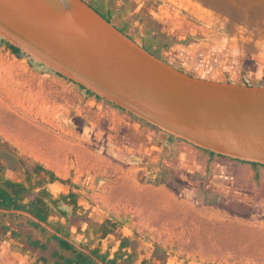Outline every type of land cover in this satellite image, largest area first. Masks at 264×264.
<instances>
[{"label":"rangeland","instance_id":"1","mask_svg":"<svg viewBox=\"0 0 264 264\" xmlns=\"http://www.w3.org/2000/svg\"><path fill=\"white\" fill-rule=\"evenodd\" d=\"M84 1L175 68L264 86V0ZM27 172L30 197L76 196L49 222L118 264H264V165L170 139L0 40V175L27 185ZM42 256L0 229V264Z\"/></svg>","mask_w":264,"mask_h":264},{"label":"water","instance_id":"2","mask_svg":"<svg viewBox=\"0 0 264 264\" xmlns=\"http://www.w3.org/2000/svg\"><path fill=\"white\" fill-rule=\"evenodd\" d=\"M0 39L168 136L221 157L264 165V86L181 71L84 0H0ZM0 213L27 216L64 238L27 212Z\"/></svg>","mask_w":264,"mask_h":264},{"label":"trees","instance_id":"3","mask_svg":"<svg viewBox=\"0 0 264 264\" xmlns=\"http://www.w3.org/2000/svg\"><path fill=\"white\" fill-rule=\"evenodd\" d=\"M94 10L98 12L96 9ZM100 15L102 16V14ZM102 17L106 21H110L107 15L102 16ZM119 30L120 32L124 33L123 30L121 29ZM0 40L9 47V49L12 51L14 55L19 56V57L25 56L17 48L9 45L2 39ZM141 47L146 49L148 52L152 53L153 55H155L157 58L162 59L159 53L152 52L150 51V49L146 47H143V46ZM28 59L31 62H33L32 59L30 58ZM241 84L251 85L245 79H243ZM86 92L90 95H94L89 91H86ZM169 138L171 139L173 137L169 136ZM210 155L214 156L215 154L210 153ZM251 165L254 167L259 166L258 164H251ZM33 169L35 173L44 172L46 175L49 176V181H59L60 183H63V184L70 183V182H67V180L57 178L51 171L46 170L40 164H35ZM26 183L27 185L21 182H14L12 180L5 179L4 177L0 175V209L8 210V211L12 210V211L27 212L31 214L33 217H35L36 219H38L39 221L51 227L58 234H61L64 238H61L58 235L48 231L46 228H44L43 226H41L39 223L35 222L31 218L21 215V214H17V213H0V218L7 219L16 227L23 226L24 228L31 230V234L26 235V234H23L19 230H12L9 226L4 225L2 223H0V229L4 232L10 231L11 237L14 238L16 241L24 242L28 246L34 249H38L43 253L50 252V258L42 256L38 259L37 263H42V264H96L95 262V259H96L102 262L103 264H118L117 257H114L111 260H108L107 255L100 256L96 250H89L87 247L83 245H81L83 249L87 250L91 256L79 250L74 244L68 241L72 239V234L69 231H67L65 228L61 229L58 226H54L49 222V216L53 210L58 211L64 217L67 216V213L64 210L60 209L59 207V204L61 202L63 203L68 202L72 205L73 209L77 208L76 201H75V198H76L75 194L70 192L66 196H61L58 199H54L52 198L50 193L45 188L41 187L34 194V196L30 197L31 192L35 188V185L31 184V177L28 172L26 173ZM106 232H109V231H106ZM50 245L54 246L53 249H50L49 247ZM124 247H125V244L121 243L119 247V251H121ZM120 254L122 253L119 252L117 255H120Z\"/></svg>","mask_w":264,"mask_h":264},{"label":"flooded vegetation","instance_id":"4","mask_svg":"<svg viewBox=\"0 0 264 264\" xmlns=\"http://www.w3.org/2000/svg\"><path fill=\"white\" fill-rule=\"evenodd\" d=\"M116 27V26H115ZM119 29V28H118ZM82 247V246H81ZM99 261V260H98ZM95 262H96V260H95ZM98 262H96V264H97ZM102 263V262H101Z\"/></svg>","mask_w":264,"mask_h":264}]
</instances>
